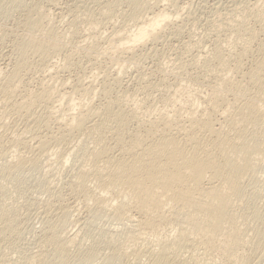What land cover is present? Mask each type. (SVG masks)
Masks as SVG:
<instances>
[{
	"label": "bare ground",
	"instance_id": "1",
	"mask_svg": "<svg viewBox=\"0 0 264 264\" xmlns=\"http://www.w3.org/2000/svg\"><path fill=\"white\" fill-rule=\"evenodd\" d=\"M180 1L155 0L153 5L143 4V0H115L112 1L114 3L105 1V4L96 1L95 9L97 8L99 16L106 19L113 15L115 8L124 3L128 9V19L137 24L133 32L112 30L104 38L107 47L100 48L98 52L111 55L116 60L114 66H117L111 77L104 74L105 71H100L103 76L102 83H99V95L104 98L103 104H94L93 87L96 84L93 86L92 82L83 85L79 80L71 88L74 93L81 91L88 95L85 103H72L71 98H68L72 89L70 94L58 93L60 100H64L63 96L65 100L70 99L64 102V113L75 111L67 117L60 111H56L59 114L55 115L53 112L58 110L55 109L56 106L51 111L50 106L58 103L51 102L53 94L57 93L51 88H40L32 96L33 102L28 103L24 92L19 90V71L28 54L40 58L48 57L49 53L43 49L44 43L53 41L48 34L40 42L25 40L21 45L12 47L9 52L10 59H5L8 64L3 65L10 67L9 71L6 69L8 72L4 73V70H0V105L2 104L4 110L10 107L17 118L24 122L25 130L21 132L32 133L36 141L33 142L37 144L35 145L39 151L37 153L53 152L56 164L63 168L71 160L77 163L74 176L71 175L68 185L80 201L84 204L91 202L98 211L109 209L114 223L117 221L118 225H132L133 238L146 242L142 247L134 244L132 247L111 248L107 257H104L107 264H213L210 256H217L219 263L214 264H251L242 256L244 249L249 246L258 253L252 264H261L264 260V226L251 239L247 238L244 234L245 228L236 227L237 216L234 210L238 203L240 212L251 208L244 200L250 191L247 187L256 185L253 172L264 163V23L260 18L262 10L257 3L249 8L243 7L248 9L243 12L240 3L243 5L245 1H233V7L230 6L232 10L227 8L232 19L229 18L227 23L223 21L225 24L216 21L218 26L214 23L218 33L227 34L225 38L219 39V33V41L213 44L210 52L207 51L209 55L203 52L189 61L191 67L199 71L198 76L193 78L211 88L208 98H202L200 92L195 91L183 98L186 100H182L179 108L174 106L170 110L167 109L170 98H163V109L156 108L158 110L154 113L153 108L146 114V111L141 113L137 106L129 107L125 99H119V96L111 97L118 88L121 89V75L127 71L128 65L137 68L145 58L143 48L158 42L165 26L179 20ZM76 5L78 4L74 6ZM168 6L175 9L174 15L168 11ZM70 7L69 10L72 9ZM238 9L243 13L241 16L235 14ZM76 10L79 11V8ZM40 17V11L26 16L24 27L29 31L37 30L41 23ZM71 20L70 32L74 37L80 20L76 16ZM250 20L257 24L258 30L250 27ZM90 24L85 25L89 28ZM175 26L176 29H181L180 25ZM231 37L234 39L233 46L230 50H225L223 47ZM13 56H16V60ZM143 76L140 72L137 79L140 81ZM47 77L54 79L53 75ZM174 90L176 91L173 95L180 94V90ZM18 91L21 94L18 95L21 96L20 99L15 98ZM131 97L133 96L129 98ZM143 101H147V98ZM60 107L63 109L62 105ZM40 117L44 118L38 126L36 123ZM2 124L3 122L0 127L6 125ZM22 141H15L13 147L17 151L27 148V144ZM74 141L76 145L71 144ZM22 161H26V158L19 157V162ZM89 183H93L91 185H94V189ZM53 195L55 199L58 198L57 192ZM250 215L258 220L263 219L256 211H252ZM174 223L176 229H169ZM14 225L16 219L1 224L0 238L5 239ZM74 239L72 237L66 242L72 243ZM66 242H61L56 234H52L51 240L45 241L50 246L49 249L52 248L55 260L60 263H63L68 251ZM45 248L42 247L43 250ZM129 248L130 252L127 250ZM47 261L48 254L42 251L31 255L26 264H46Z\"/></svg>",
	"mask_w": 264,
	"mask_h": 264
},
{
	"label": "rangeland",
	"instance_id": "2",
	"mask_svg": "<svg viewBox=\"0 0 264 264\" xmlns=\"http://www.w3.org/2000/svg\"><path fill=\"white\" fill-rule=\"evenodd\" d=\"M54 1L55 4L53 3ZM96 1L100 4H105V1L106 3H114L112 1L115 0H0V70L2 69L5 71H2V73H7L9 71L8 69H10V67L4 66L8 64L6 60L10 59L11 56L9 52H11L14 45H21L22 41L25 40L40 42L46 35L49 34L52 36V43L43 44L44 51L49 53L47 58H40L28 54L21 65L18 75L20 81L19 90L24 92L28 103L33 102V100H31L32 96L39 91L40 88L48 87L57 92H55L57 96L52 93L51 102L58 103H54L50 106L51 111L53 112L55 109H58L53 112L55 115L59 114L56 111L64 113V102L70 100L68 98H71L73 104L85 103L87 101L88 95L85 92L80 91L74 93L72 89L79 80L83 85L92 84V82L93 86L96 84L93 87L94 104H101V102L103 104L104 98L102 99L99 95V90L101 89V84L99 83H102V72L105 71L104 74L111 77L117 66H114L116 60L111 55L99 54L98 52L100 48L107 47L104 38L107 37L112 30L119 31L123 29L124 31L130 30V32H133L136 23L128 19V9L124 3L121 4L122 7L118 6L115 8L116 11L114 10L115 13L113 12V15L109 17L110 19H106L104 16H102V19V17L99 16L97 8L95 9L96 5L94 4H96ZM233 1L236 2L240 0H199V3L198 0H181L179 6L182 8L179 7V20L165 26L161 34L162 37L156 42L157 44L153 43L154 46L153 44H149L150 47L153 46L150 50L148 46V48H143L144 50L142 53L145 54V58L140 62L137 68L133 65L127 66L128 69L125 72L126 74L123 73L121 75V89L119 90L118 88L111 97L114 98L115 96H119V99H125L126 105L128 104L129 107L137 106L141 113L146 111V114L149 111L151 112L153 108H155L153 109L154 111L158 110L159 107L163 109V98H170V100H168L169 102H167V106L169 105L167 109L174 106L179 108V104L182 105L183 103L182 100H186L183 98H186L187 95H192L195 91H199L202 98H208V94H211V88L202 82H197V80L193 78L194 76H198L199 71L196 69L194 70L189 61L194 58V56L196 57V55L198 57L200 54L202 55L203 52H210L213 44L219 41L218 36L220 32L218 33V31L215 30L217 28L214 26L219 23L218 21H221V24H225V22L227 23L232 19V15L229 12L232 10L233 4L231 5V3ZM244 1L246 5L240 3L243 12L245 10L244 8L252 7V4L255 2L257 3L260 7L258 8L262 10L260 12V18L262 23H264V0H250V4L248 3L249 0ZM49 2L51 4H49ZM145 3L153 5L155 0H143V4ZM67 4H70L71 7L66 6ZM75 4H78L76 6L79 8V11L76 10L77 7L74 6ZM50 5L55 6L51 7ZM219 5L221 7H219ZM69 7L72 9L69 10ZM73 7L76 8L74 9ZM167 8L168 11L174 15L175 9L173 8V11L171 7L168 6ZM227 8L230 11H228ZM59 9H61L62 12ZM170 10H172V12ZM247 10L248 9L245 11ZM35 11H40L41 23L37 30L29 31L24 27L23 22L26 16L32 15ZM72 11H74V14ZM240 11L238 9L235 14H237V16L240 14L241 16L243 13ZM74 16L80 20V23L78 21L77 34L73 37L72 32H70L72 31L70 29V22ZM225 18H227V21ZM91 21H93V23ZM94 21H96V23L100 21L98 26ZM81 22H84V24ZM85 22L87 26L91 23L89 28L86 27ZM210 22L211 24H209ZM249 23L250 27L258 30V26L253 20H250ZM177 24L180 25L179 27L181 29H176L177 27L175 25ZM93 27L95 29H93ZM123 27H125L126 30ZM213 30H215L214 33ZM89 33H92L91 36ZM215 33L218 35L215 36ZM220 34L221 37H219V39H223L225 35H227L223 32ZM103 40L105 41L103 42ZM233 40L234 39L231 37V43L229 41V44L226 43L225 46L223 45V48H228V50H230L233 46ZM222 43L225 44L224 42ZM148 51H150V53ZM152 52L154 53L152 54ZM146 54L150 56L148 55L149 57H146ZM206 55H209V53ZM13 59L16 60V56H13ZM63 67L70 69L65 70ZM179 67H181V69ZM140 72L144 76L139 81L137 75ZM135 74L137 75L135 76ZM49 75H53L54 79L52 80L50 77H47ZM0 76L2 77V75ZM91 78L94 79L92 80ZM175 88L180 90V94H175L177 99L174 97L175 95H173V92L176 91L174 90ZM70 90V93H72L70 95L71 97L66 96L68 98L65 100V96H63L64 100L59 99L60 96H58V93L59 95L65 92L70 94ZM19 94L18 91L17 97L15 96V98L20 99L19 97L21 96L18 97ZM122 94L125 96L127 95L126 98L130 96L133 97L128 100ZM147 94L150 96H147ZM225 97L227 99L230 98V96ZM146 98L148 102L143 101L144 99L146 100ZM129 102L131 103L129 104ZM159 102H162V104ZM171 104L172 106H170ZM58 105H62L63 109ZM54 106H56L55 109ZM262 109L264 110V108ZM5 110L2 106L0 107V114L2 112L1 115L4 116L2 117L0 115V125L2 122V125L6 124L0 127V210H3L0 211V225L14 219H16V225H14L5 239L0 238V264H26V260H28L31 255L39 254L42 251L48 254V261L46 264H107L106 261H104V257H107L111 248L132 247L131 245L134 244H136V247L146 245L145 241L133 238L134 233H132L131 230H134V228L132 225H118L119 223L117 221L114 223L109 209L107 210V208H105V212L104 210L98 211L96 206L91 202L88 201L85 205L80 201L79 198L70 191L68 185L71 181V175L72 177L74 176L73 174L75 173L74 170H76L77 163L71 160L63 168L56 164V156L53 152L46 154L37 153L39 151L32 133H28L27 131L21 132L23 129L25 130L24 122L17 118L10 107H6ZM65 113L64 116L66 115L65 117H67L68 114L75 113V111L71 113L68 112L67 114ZM154 113H156V111ZM43 118L40 117L39 122L37 121L36 124L38 126H40V122ZM21 133H23L25 137ZM28 136L32 139L31 141ZM16 140L17 142L24 140L22 143L25 142L28 149L26 148V150L21 147L22 149L17 151L15 147H13ZM33 140L35 142H33ZM71 144L76 145V142L74 141ZM28 146H31L32 150L29 149ZM19 157L26 158V161L19 162ZM17 164H19V167H17ZM253 178L257 181L256 185L247 187L248 190H250L249 195H246L244 198L247 205L251 208L240 212V203L236 204L234 208L237 216L236 227L240 229V226H243L245 228V236L250 239L264 226V163L259 165L256 171L253 172ZM91 184L89 183V186L93 188L94 185ZM49 189L50 192L48 191ZM54 191L57 192L58 198L56 199L53 195V193H56ZM252 211L258 212L263 216V219L258 220L251 217L250 214ZM2 212L4 215H2ZM66 212L68 213L65 214ZM176 223L168 228L176 229ZM52 234H56L61 242H66V240L72 237L75 238L72 243L66 242L68 244V251L65 254L63 263L55 260L52 255V248L49 249L50 246L45 243V241L52 239ZM41 245L43 248L48 246L43 250L42 247H40ZM150 245L152 246L153 244H149V246ZM127 250L130 252L129 250L131 249L129 248ZM30 251L34 253L31 254ZM242 256L244 260H248L252 264L256 261L258 253L249 246L244 249ZM209 259L213 264L215 262L219 263L217 256H210ZM143 260L144 259H142V262H145V260ZM24 261L25 263H23ZM262 262L261 264H264V260H262Z\"/></svg>",
	"mask_w": 264,
	"mask_h": 264
}]
</instances>
